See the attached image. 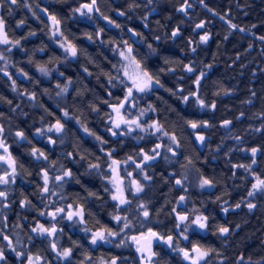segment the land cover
Returning <instances> with one entry per match:
<instances>
[{"label": "trees", "instance_id": "1", "mask_svg": "<svg viewBox=\"0 0 264 264\" xmlns=\"http://www.w3.org/2000/svg\"><path fill=\"white\" fill-rule=\"evenodd\" d=\"M85 2L92 0H17L16 4L4 0L0 4V17L11 40L0 44L9 60L7 70L0 60V125L15 159L16 179L11 185L15 221L32 225L46 209L82 205L91 229L119 232L123 224L113 217L126 216L130 227L115 236L112 247L92 250L95 264L107 259L105 255L134 260L133 241L128 238L149 229L173 236L172 247L156 244L155 264H191L173 248L193 245L213 249L200 264H264V191L248 195L257 177H264V40L260 39L264 37V0H187V4L185 0H96L99 14L79 15L75 10ZM39 6L60 21L61 33L77 49L75 57L59 46ZM181 7H186V13L178 11ZM202 21L204 27L197 28ZM229 22L237 27L231 28ZM177 28L179 35L173 38ZM205 34L209 39L201 42ZM17 40L18 45L12 43ZM127 46L163 85L135 91L137 108L150 107L148 116L175 134L179 147L175 156L161 148L156 160L144 167L152 179L142 178L144 190L129 193L130 203L118 208L107 181L111 174L107 153L111 151L116 160L133 156L141 161V149L149 153L153 146L139 131L120 130L113 136L110 130L112 106L124 100L128 86L119 55ZM186 65L194 71L188 72ZM201 72L205 75L196 86ZM110 77L114 78L111 83ZM65 87L67 91L61 92ZM194 91L209 107L201 108L189 96ZM184 96H189L187 102ZM57 120L64 125L62 132L37 133ZM225 120L231 121L228 127L222 126ZM188 121H207L210 127L193 130ZM18 131L27 139L17 137ZM198 132L206 138L203 144L196 139ZM49 137L56 143H50ZM33 148L43 151L48 160L36 159ZM252 148L259 149L255 164ZM89 164L100 168L89 169ZM45 169L48 193L41 191ZM69 169L72 177L55 179ZM177 179L183 184L176 185ZM202 179L212 181L211 186L201 188ZM181 196L185 200L178 203ZM21 201L28 203L22 207ZM141 203L147 206L148 217L138 208ZM248 203L255 207L249 210ZM198 212L208 217V227L188 228L185 240L180 235L184 224ZM177 213L189 217L179 229ZM7 221L8 208L1 206L0 229ZM221 226L230 229L225 236L217 231Z\"/></svg>", "mask_w": 264, "mask_h": 264}, {"label": "snow or ice", "instance_id": "2", "mask_svg": "<svg viewBox=\"0 0 264 264\" xmlns=\"http://www.w3.org/2000/svg\"><path fill=\"white\" fill-rule=\"evenodd\" d=\"M3 2H4V0H0V4H3ZM9 2L11 4H16L17 0H9ZM95 3H96V0H92L91 4L82 5L81 8H78L75 11L81 12V14H84L83 9H87V11L90 13L93 11V6L95 5ZM149 3H151V0H149ZM185 3L187 4V0H185ZM190 6L191 5H187V7H190ZM96 11H99V9L97 8ZM178 11H182V12L186 13V7H181L180 9H178ZM120 15H123V13H120ZM50 19L53 21L54 25L57 26L56 31L53 32V36H55L59 33L58 25L60 24V21L55 16H50ZM104 19L107 20L108 18L104 17ZM20 23H23V21H21ZM110 23H114V22L110 21ZM229 24H230L231 28L237 27V25L231 24V22H229ZM116 27H120V26L116 25ZM196 27L197 28H203L204 22L202 21L200 24H197ZM130 31H132V30H130ZM241 31H244V29H241ZM133 34L137 35L136 33H133ZM30 35H34V33H30ZM59 35L62 36L63 34L59 33ZM171 35L173 38L178 36L179 35V28L175 29L171 33ZM89 38H91V37H89ZM157 39H159V37H157ZM208 39H209V36L207 34L200 37L201 42H207ZM260 39L264 40V37H261ZM0 43H2V44L10 43V41L8 40V37H7L5 20L2 17H0ZM12 43L18 45L20 42L17 40V41H14ZM60 46L62 48H64L65 52L67 54H69L70 56L74 57L77 55V49L71 43H61ZM149 48H151V45H149ZM192 51L195 52V49L193 48ZM132 52H133V49L131 48V46H128L125 48V50L120 51V53H119V55L122 57V59L127 62L126 64L123 65V76L126 77L129 81H131V84L127 88L126 94L124 96V100L120 101L118 105L112 106L113 111L116 113V116H117L116 119L112 120L113 126H114V128L119 129L122 124L127 125V133L128 134H131V132L134 130V128L139 129L142 132L148 131L149 129H153L154 130L153 134L160 133L161 136L168 137L171 144L175 145L176 148H178L179 147V141L177 140V137L175 135H170L168 132L164 131L163 126L160 125L158 121H154L151 125H148L147 128L140 123L139 116L144 115V110H142L140 112L139 116L136 119H132V120L126 119V118H124L123 115H121V109L124 108L126 103L130 102L131 98L133 97L134 90L136 92H146V91L151 90L154 84L157 86L163 87V85L160 83L159 79H156L153 76V74H151L149 71H147V69L142 67L141 61L137 60L136 57L134 55H132ZM3 59H4V56L2 53H0V60H3ZM185 68L188 72L194 71V69L190 65H186ZM40 71L46 73L47 70L44 67H40ZM85 71H87V70H85ZM24 75L26 76L27 74L24 73ZM204 75L205 74L203 72H201L200 76H198L196 78V80L194 81L196 86H199L200 80ZM112 79H114V78L113 77L109 78V83H111ZM120 83H124V80L121 79ZM13 90H15V81H13ZM66 91H67L66 87L61 89V92H66ZM181 91H182V89H181ZM189 96L194 97L196 99L197 104L201 108L209 107L208 105L205 104V101L199 97L198 92H195V91L191 92V93H189ZM189 96L183 97L184 102L188 101ZM30 98L34 99L35 96L32 95ZM210 107L215 108V104H212ZM151 110L154 111V109H151ZM64 115H67V112H65ZM241 115H243V113H241ZM188 124L193 130H195L197 128H208V127H210V125L207 121H202V122L188 121ZM230 124H231V121L225 120V121H223L222 126L228 127V125H230ZM63 128H64V125L59 120H57V122L54 125L49 126L47 129H37V133L39 135H44L45 132L50 133L53 131L56 133H60L63 131ZM84 130H85V132L88 131L87 128H85ZM3 133H4V127H3V125H0V149H3V151L5 153H7L8 148L5 145V142L3 139ZM116 134L117 133L115 131L112 132L113 136H115ZM15 135L17 137H20L21 139H27L22 131L16 132ZM93 135H95V134L93 133ZM96 138L98 140H100V137H96ZM196 139L201 144H203L206 138H205V136H203L201 134H197ZM236 139H237V141L240 140L239 137H236ZM49 142L52 144L56 143V141L53 140L51 137H49ZM101 142L107 143L106 141H101ZM161 147H162L161 144H156L155 147L150 150L152 152L151 155H149L143 149H141V152L138 154L142 157V159H141L140 163L135 164V167L140 170V173L142 174L143 180L150 181L152 179V177H150L149 175H147L146 172H144V167L146 165H148L149 161L156 160V158L160 155L159 149ZM167 150L172 152L174 156L176 155V152L173 150V148L171 146H169ZM250 151H251L252 157H253L252 164H255L256 163L255 156H256V153L259 151V149L252 148V149H250ZM31 154L34 157H36V159H38V160H40V159H43L44 161L48 160V156L43 151H40L39 149L33 148ZM69 155H71V154H69ZM107 155L109 158H111L112 152L109 151L107 153ZM0 160H7L9 162L10 166H13L15 163L14 160H12L10 154L7 156H0ZM128 160L133 161V157L129 156ZM133 162L135 163V161H133ZM119 163H120L119 161L113 159L111 164L109 165V168L111 169V172L113 174L112 178L110 179V183L112 185V189H114V191H112L111 199L118 202L117 203L118 208L121 205H126V204L130 203V201L126 198V195H125V187L123 186V183H124L123 179L121 177H119V175L117 174V169H116V167H114V166L118 165ZM125 163H127V161ZM88 167H89V169L99 170L100 165L99 164H89ZM236 167H245L246 169H250L251 165H247V166L237 165ZM14 173H15V167L13 166V174ZM42 173H43L44 186L41 189V191L43 193H48L49 192L48 171L45 169V170H42ZM72 175H73V173L69 169V170H65L62 175L57 176L55 179L58 181H63V180H65V178L72 177ZM127 175L129 177H131L132 173H127ZM186 178L187 177H185L184 179H186ZM8 182H9L8 174H5L4 176H0V184H7ZM183 182L184 181L182 179H177L175 181L176 185H182ZM211 184H212V181H210L208 179H202L200 181V187L201 188H203L205 186H211ZM129 188L134 189V193L138 194L144 190V185L139 180L132 179L130 181ZM252 188L254 191H250L248 193V195L250 197L254 196L256 191H264V179H260L259 177H257L256 183H254L252 185ZM105 191H110V189L106 188ZM54 194L55 193H53V195ZM90 195H95V193H90ZM6 196H7L6 192L0 191V197H6ZM184 200H185V197L181 196L179 198L178 203L183 202ZM26 203H28V202L21 201V206L22 207L25 206ZM235 207L239 208L240 204H236ZM247 207L249 210H251L255 207V205L252 203H248ZM69 208H71V206H69ZM138 208L141 209L143 217L149 216V210L145 204L141 203L140 205H138ZM228 210H229L228 207L223 208V211L225 213H227ZM64 211L65 210L63 208H57L54 212L47 213V215H50L53 217V219H55L57 214L62 213ZM173 211L175 212V209H173ZM40 214L42 216L45 215V213H43V212H41ZM73 217L79 218V222L83 223V209L80 208V209L76 210L75 212L69 211L67 218L69 220H72ZM176 218L179 221V223H177V225H176L177 229H179L181 227V224H184V222L189 221V217L186 214L177 213ZM113 219L118 224H120V223L123 224V227L120 228V231L116 232V231H113L111 229H106V230H102V231L93 232L92 236H91V243L92 244L95 245V244H97L98 241L110 242V240H109L110 237L118 236L121 233H124L125 230L130 227V221H128V218L126 216L115 215L113 217ZM207 220H208L207 216L197 215L194 219L189 221L187 224H184V230H183V232L180 233V235H182L183 238L185 240H187L188 237H187V235H184V233L187 232L188 228L194 225V226H196V228L204 230L208 227ZM237 227H239V225H237ZM32 231L38 232L40 234L47 233L48 235L51 236L57 232V229L55 226H53L51 228H46L43 224H37V226L35 228H33ZM85 231H90V229H85ZM217 231L220 233L221 236H225L226 234L229 233L230 229L228 227L221 226L217 229ZM154 238L157 240H163L169 247H172V245H173V236L169 235L167 237H164V236L159 235L157 232L152 231L151 229H149L147 233H141L140 236L134 235V236L129 237L128 239L135 242V244L137 245V251L149 252L150 255H149L148 259L150 261L151 256L155 255V253L151 252V245H152V241ZM5 239H7V237H5ZM124 244H125V240H121L120 245H124ZM120 245H118V246H120ZM9 246H11V244H9ZM52 248L53 249L56 248L55 243L52 244ZM173 251H178V252L182 253L184 259L190 260L191 264H200V261L203 260L205 257H207L209 255V253L213 251V249H211V248L205 249V248H202L200 245H193L190 250L183 249V248H173ZM71 252H72L71 248L64 249L62 252L58 253V256L63 257V258H68L71 255ZM21 255H23V253H17V256H21ZM3 258H4L3 252H2V250H0V259H3ZM28 260H29V264H33L31 257H29ZM110 264H117V258L113 257Z\"/></svg>", "mask_w": 264, "mask_h": 264}, {"label": "flooded vegetation", "instance_id": "3", "mask_svg": "<svg viewBox=\"0 0 264 264\" xmlns=\"http://www.w3.org/2000/svg\"><path fill=\"white\" fill-rule=\"evenodd\" d=\"M4 139V138H3ZM5 145H8L10 151V145L4 139ZM11 152V151H10ZM0 155H7L0 149ZM13 157V156H12ZM15 162V159L13 157ZM1 173L0 176L8 174L9 182L7 184H0V191H4L7 187V198L0 197V208L6 206L8 208V221L6 225H1L0 229V250L3 252V259H0V264H29L28 258H32L33 264H95V253L92 250L102 247L111 248L115 237H110V242L98 241L97 244L91 243V233L93 230L87 226L85 222L86 210L82 205H72V208L68 210V204L57 205L53 208L43 211L45 215L39 214L37 219L32 225L26 221L19 223L15 221L14 215V201L12 184L15 183L16 172L13 174V166H10L5 161H0ZM8 170V171H7ZM11 186V187H10ZM57 208H63L65 211L57 214L55 219L47 213L54 212ZM83 209V223L79 222V218L73 217L72 220L67 218L68 212H75L76 210ZM10 211V212H9ZM37 224H43L46 228L56 227L57 232L53 235L47 233L40 234L32 231ZM90 229V231H85ZM7 237V239H5ZM163 241V240H162ZM162 241H155L151 245V252L155 253V246ZM56 244V248H52V244ZM11 244V246H9ZM132 254H134V260L129 262L122 261V258H117V264H144L143 258L146 256L144 252L137 251V246L133 242ZM71 248L72 252L68 258L58 256V253L64 249ZM86 249V250H85ZM88 250V251H87ZM140 254H139V253ZM17 253H23L21 256H17ZM107 259H100L96 264H110L113 257L105 255ZM154 257L147 261L154 264Z\"/></svg>", "mask_w": 264, "mask_h": 264}, {"label": "rangeland", "instance_id": "4", "mask_svg": "<svg viewBox=\"0 0 264 264\" xmlns=\"http://www.w3.org/2000/svg\"><path fill=\"white\" fill-rule=\"evenodd\" d=\"M92 2H85V3H82L78 8H81V6L82 5H87V4H91ZM77 8V9H78ZM96 5H94L93 6V11L92 12H88L87 11V9H83V13L84 14H81V12H77L79 15H86V14H92L93 12H95L96 11ZM39 10L41 11V12H43L45 15H46V17L48 18V20H49V22H50V26H51V33H52V35H53V32H55L56 31V28H57V26L56 25H54V23H53V21L50 19V16H53V15H51V14H49V12L45 9V8H43V7H41V6H39ZM98 14H99V12L98 11H96ZM107 22H109L108 20H107ZM58 28H59V33H61V28H60V24L58 25ZM59 33L57 34V35H55V37H56V40H57V42H58V44H59V46L61 45V43H71V42H69L63 35L61 36V35H59ZM8 37V36H7ZM8 40L11 42V40L9 39V37H8ZM0 44H2V43H0ZM9 44V43H8ZM73 45V44H72ZM61 47V46H60ZM128 47V46H127ZM62 48V47H61ZM131 48H132V46H131ZM64 51H65V49L64 48H62ZM0 53H2L3 54V56H4V59L2 60L3 61V70H7V68H8V65H9V60H8V58H7V55L4 53V51H3V49H0ZM68 56H70L69 54H67ZM133 55V54H132ZM70 57H72L73 58V56H70ZM75 57V56H74ZM127 62L126 61H124V63H123V65L124 64H126ZM45 68V67H44ZM46 69V68H45ZM18 73H19V75H21L22 77H26L25 75H24V73L23 72H20V71H18ZM45 74H48V72L46 71V73ZM128 80V79H127ZM130 84H131V81H129L128 80V86H127V88L130 86ZM154 86H156L155 84L153 85V87ZM127 91V90H126ZM134 92H135V90H134ZM134 92H133V97L131 98V100H130V102H128V103H126L125 104V106H124V108L123 109H121V115H123L124 116V118H126V119H129V120H132V119H136L138 116H139V114H140V112L142 111V110H144V115L143 116H139V120H140V123L142 124V125H144L146 128H147V126L148 125H151L154 121H157L155 118H153V117H151V116H148L149 115V113H150V107H145V108H137V106H136V103H135V100H134ZM118 105V104H117ZM65 113V112H64ZM65 117H68V113H67V115H65ZM117 118V116H116V113L113 111V108H112V116H111V132H113V131H115L116 133H118V131H120V130H127V125H121V127L119 128V129H116V128H114V126H113V123H112V120L113 119H116ZM76 122H77V124L80 126V128H81V130L85 133V134H90V132L89 131H87V132H85V127L83 126V125H81V123L79 122V121H77L76 120ZM56 123V122H55ZM54 123V124H55ZM54 124H52V125H54ZM160 124V123H159ZM133 131H139L140 132V135H142L143 136V134H144V139H146V140H150V141H152L153 142V146L151 147V149H153L154 147H155V145L156 144H161L162 145V147L161 148H163V147H166V148H168L169 146H171L172 148H173V150L177 153L178 151V148H176V146L175 145H172L171 144V142H170V140H169V138L168 137H163V136H161V134L160 133H155V134H153V132H154V130L153 129H149L148 131H144V132H142V131H140L139 129H135L134 128V130ZM165 131V130H164ZM167 132V131H166ZM170 135H175V134H172V133H169ZM197 134H201L200 132H198ZM160 148V149H161ZM159 149V150H160ZM146 152V151H145ZM149 155H151L152 154V152L150 151L149 153H148ZM131 157H133V156H131ZM116 160L115 158H113V157H111L110 158V162H109V165L111 164V162H112V160ZM117 161H119L120 163L118 164V165H116V166H114V167H116V169H117V174L119 175V177H121L122 179H123V186L125 187V195H126V198L128 199V196H129V193H134V189H130L129 188V184H130V181L132 180V179H136V180H139L140 182H141V179H142V174L140 173V170L139 169H137L136 167H135V164L136 163H140V161L138 160V159H135V157H133V161H135V163L133 162V161H129L128 160V158L127 159H124V160H117ZM127 161V163H125ZM111 170V169H110ZM8 171V170H7ZM127 173H132V176L131 177H129L128 175H127ZM112 172H111V174H110V176L108 177V179H107V181H108V183H109V185H110V187H111V190L112 191H114V189H112V185H111V183H110V179L112 178ZM260 179H264V177H260ZM142 183V182H141ZM69 206H71V208H72V205H70V204H68ZM69 206H68V210H70L71 208H69ZM122 206V205H121ZM179 214H181V213H179ZM197 215H204V213H202V212H198V213H196V214H194V216H193V218L192 219H194ZM205 216V215H204ZM184 223H186V222H184ZM192 227H196V226H191V227H189V228H192ZM102 230H105V229H96V230H91L90 231V233H91V236H92V233L93 232H96V231H102ZM145 233V232H144ZM141 235V233L140 234H136L135 236H140ZM134 236V235H133ZM165 245H167L164 241H162ZM136 245V244H135ZM137 246V245H136ZM168 246V245H167ZM183 249H185V248H183ZM188 250H190V249H188ZM139 253V252H138ZM140 254V253H139ZM206 258V257H205ZM204 258V259H205ZM203 259V260H204ZM203 260H201V261H203ZM188 262H190L191 263V261L190 260H187ZM200 261V262H201ZM154 264H155V262L154 261H152Z\"/></svg>", "mask_w": 264, "mask_h": 264}, {"label": "water", "instance_id": "5", "mask_svg": "<svg viewBox=\"0 0 264 264\" xmlns=\"http://www.w3.org/2000/svg\"><path fill=\"white\" fill-rule=\"evenodd\" d=\"M6 146H7V148H8L7 155L10 154V156H11V158H12V160H13L12 154H11V152L9 151V147H8V145H6ZM7 155H0V156H7ZM0 161H5V162H7V163L9 164V162H8L7 160H0ZM151 230L154 231V232H157L159 235L163 236V235L160 234L158 231H156V230H154V229H151ZM147 232H148V230H147L145 233H147ZM155 241H162V240H157V239L154 238L153 241H152V243L155 242ZM144 253L146 254V256L143 258V263H144V264H152L151 262L147 261V259H148L149 255H150V253L147 252V251H144ZM151 257H153V256H151Z\"/></svg>", "mask_w": 264, "mask_h": 264}]
</instances>
